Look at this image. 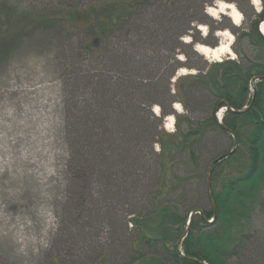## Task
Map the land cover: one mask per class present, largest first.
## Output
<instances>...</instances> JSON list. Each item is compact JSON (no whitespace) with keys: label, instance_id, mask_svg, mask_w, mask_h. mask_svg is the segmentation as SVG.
Masks as SVG:
<instances>
[{"label":"rangeland","instance_id":"1","mask_svg":"<svg viewBox=\"0 0 264 264\" xmlns=\"http://www.w3.org/2000/svg\"><path fill=\"white\" fill-rule=\"evenodd\" d=\"M110 1L0 0V156L16 151L31 154L37 151L33 147L37 144L43 156L34 159L49 164L55 173L48 192L47 222L33 217L35 209L29 215L17 212L15 206L7 210L11 229L21 237H0V264H127L137 252L160 254L163 244L171 247L175 232L178 242L183 241L187 229V221L184 226L177 224L167 214L160 215L161 208L181 218L188 219L190 213L197 218L198 213L211 209L208 191L214 159L233 152L229 162L218 161L215 187L222 179L247 169L245 143L235 145L229 133L208 121L217 97L214 89L197 86L199 77L194 76L205 73L217 61L206 59L194 45L212 48L210 44L226 42V36L217 34L222 30L213 33L212 28L231 26L225 30L231 35L230 49L236 58L225 55L220 62L240 60L235 52L246 61L254 58L244 35L254 14L259 13L251 0H185L190 30L182 36L187 40L181 37L178 41L164 34L184 30L183 24L173 20L166 23L180 7L173 6L172 0H139L140 7L122 18L124 23L113 24L88 54L86 33L76 28L74 21L81 19L84 8ZM218 2L233 4L243 17L241 22L233 24L226 14L209 15L208 9L214 11ZM199 4H204L202 10ZM180 69L187 73L178 75ZM169 74L172 94L174 80L180 78L179 95L174 100L182 111L176 112L179 118L174 131L163 127L164 118L159 123L150 117V113L160 115L151 92L165 85ZM107 78L119 87V97L111 105V123L132 133L130 143L94 137L102 122L92 91L96 80ZM224 111V107L215 110L217 122ZM72 117L83 126L80 147L85 160L80 166L70 144ZM188 120L194 129L205 124L203 132L192 140L194 156L178 150L173 156L168 154L172 158L162 167L154 143L157 132L180 135ZM42 143L47 146L39 145ZM262 166L264 170V159ZM27 195L16 189L11 200L17 203ZM259 196H264V184ZM246 206L232 235L237 238L245 232L251 237L244 240L248 247L244 254L231 259V264L264 262V205L255 201ZM30 222L38 225L23 233L24 224ZM134 222L138 224L134 226ZM214 228L210 226V230ZM143 236L154 238L151 245Z\"/></svg>","mask_w":264,"mask_h":264},{"label":"trees","instance_id":"2","mask_svg":"<svg viewBox=\"0 0 264 264\" xmlns=\"http://www.w3.org/2000/svg\"><path fill=\"white\" fill-rule=\"evenodd\" d=\"M261 1L262 11L254 14L249 29L244 33L252 47L254 58L246 61V59L241 58L240 53L235 52L240 56V60L215 62L205 73L194 76L199 77L197 86L207 90L214 89V95L217 97L215 107L208 119L209 123L222 132L229 133L235 145L240 142L245 143L248 153L247 169L234 177L222 179L215 187L213 182L217 177L215 170L218 161L224 159L229 162L227 159L232 156L233 152H227L214 159L210 166V189L208 191L211 209L197 214V218L191 216L183 241L179 240L178 242V232H175L171 247L163 244V252L151 256L137 252L127 261V264H231L229 262L231 259H237L248 248L244 240L250 238L251 235L240 232L235 238L232 235V229L236 230L238 228L243 210L248 207L247 204L253 205L255 201H260L264 205V196L262 198L259 196L260 187L264 184L262 166L264 159V36L258 30V24L264 21V0ZM171 2L173 6L180 7V12L174 17H169L166 23L173 20L180 23V26L183 24L184 30L177 29L174 33L167 30L168 32H165L164 35L168 36V39L178 41V38H181L190 30L188 23L191 21V15L188 12L189 6L185 3V0H172ZM140 4H142V1L139 0L135 3L129 0H111L107 3L84 8L81 19L74 21V25L86 33L88 44L85 48L86 53L91 54V51L93 52L92 47L98 46L102 35H105L113 24L115 25L117 22L124 23L125 19L122 18L131 16V11L139 8ZM203 6L204 4H199L201 10ZM225 29H231V26L218 25V27L212 28V32L215 33ZM179 45L184 44L179 41ZM210 46L215 47L217 43L210 44ZM187 47H191V42ZM170 76L171 74H169L165 85L156 87L154 92H151V101L159 106L160 115L157 117L150 113V117L159 123L160 119L167 115H173L175 123L179 118L173 110L172 104L175 102L174 97L179 95L177 84L180 78L176 79L175 91L172 94L170 92L171 84L168 83ZM252 79L257 80L250 83ZM116 86L117 83L108 78L94 82L95 89L92 91V97L100 105L96 111L102 122L100 123L102 125L98 126L100 133L98 134L95 130L94 137L98 136L102 141H106L107 138L124 139L129 140L130 143L132 133H128L122 127H114L111 123L110 114L113 111L111 105L115 102V98L119 97V87ZM250 87L253 91L250 90ZM178 102L183 104L180 97ZM245 106H247L246 109H244ZM220 107H224L225 111L219 123L216 121L214 112ZM93 116L95 117L94 114ZM75 119L72 117L70 144L72 153L78 160L76 165L80 166L81 162L85 160V151L80 147L83 144V129L80 130L83 126L82 121L75 122ZM203 125L205 124L202 123L199 129H194L188 120L180 135L176 132L167 133L164 130L157 132V140L154 142L159 149L156 152L157 162L165 167L172 158L168 154L173 156L175 152L177 153L178 150L182 149L187 151L189 157H193L192 140L203 132ZM103 151L107 153V148ZM81 168L83 169V167ZM163 174L166 179L165 173ZM156 190L160 192L158 188ZM159 214H167L166 216L169 219L183 226L187 221V218H181L177 214L171 213L168 208H161ZM210 219L212 221L209 223L208 220ZM137 224V222H134V226ZM210 226H215V228L210 230ZM141 233L147 236L145 230ZM144 238L147 242H150V245L154 240L151 237ZM261 264H264V262Z\"/></svg>","mask_w":264,"mask_h":264},{"label":"bare ground","instance_id":"3","mask_svg":"<svg viewBox=\"0 0 264 264\" xmlns=\"http://www.w3.org/2000/svg\"><path fill=\"white\" fill-rule=\"evenodd\" d=\"M222 5L224 10L220 11ZM232 6L233 4L231 3L218 2L215 5L216 9H214V11L207 12L209 13V15H213L212 12L218 14H226L231 19L233 24L238 25L234 21L236 14H240V12L236 9V7L235 10H233ZM225 33H227V35ZM217 34L226 36L227 41L224 43H219L218 46H216L215 48H210L208 46L198 44L196 45V51L199 54L203 55L206 59H211L219 62L221 59L216 60V55H219L222 58L225 55L232 54V51L230 49L231 43H229L232 38L227 30L219 31L217 32ZM221 47L229 48L230 52L220 53L218 50ZM186 73L187 72L184 69H180L178 75L183 76ZM177 104L178 103H174L173 107L177 112H180V109H177L175 107V105ZM156 110H158L157 107L154 112H156ZM169 123L174 126V118L171 115L164 118L163 127L167 130V125ZM11 144L13 147L16 142L14 141ZM39 145L47 146L44 143ZM36 146L37 144H34L33 147L37 151L31 154L25 155L20 154L18 151H16L13 152L11 155L0 156V237L6 239H17L18 237H21V235L15 234L17 232L11 229V219L7 218V215L9 213L7 210L10 209L12 206H15V208H17V212L19 211L27 215H29L28 213L32 214V212H34L32 210L35 209L36 211L33 217H38L41 220L47 222V220H45L48 218L46 214V208L51 198V196L48 195V192L52 187L51 181L54 179L55 173L51 170V167H48L49 164L41 163V160L39 158V160L34 159L35 157L40 156V158H42L43 156V153L41 152L42 148L38 150ZM26 186H30V189H26ZM16 189H18V191H25L29 195L25 196L21 201L14 203L13 200H11V196L13 191H15ZM31 219L33 220L34 218ZM51 221L52 220H50V222ZM31 225L36 226L38 225V223L30 222L24 224L23 233L27 234L28 230L30 231V229L32 228ZM23 237L27 239V236Z\"/></svg>","mask_w":264,"mask_h":264},{"label":"clouds","instance_id":"4","mask_svg":"<svg viewBox=\"0 0 264 264\" xmlns=\"http://www.w3.org/2000/svg\"><path fill=\"white\" fill-rule=\"evenodd\" d=\"M251 2H252V4L255 6V9H256L257 12L262 11L261 0H251ZM232 8H233V10H235V6H234V5L232 6ZM223 10H224V9H223V5H222L221 8H220V11H223ZM208 11L211 12L212 10H211V9H208ZM212 14H213L214 16L216 15L215 12H213ZM242 18H243V17H242L240 14H236V16H235V21H234V22H235L236 24H239V23H240V20H241ZM261 28H262V30H264V23H262ZM206 34H207V33H206V31H205V35H206ZM225 34L227 35V33H225ZM182 39L187 40L188 38H186V37H182ZM233 39H234V37H233ZM229 43H231V40L229 41ZM218 51H219L220 53H225V52H230V49L227 48V47H221ZM215 58H216V60H220V59H221V57H220L219 55H216ZM231 58H232V59H235V58H236L234 53L231 55ZM181 59H183V57H181ZM175 107H176L177 109H181V106H180L179 104L175 105ZM181 111H182V109H181ZM167 127H168V130H169V131H174V130H175V129L173 128V125H172L171 123H169V124L167 125ZM157 150H159V149H157Z\"/></svg>","mask_w":264,"mask_h":264},{"label":"water","instance_id":"5","mask_svg":"<svg viewBox=\"0 0 264 264\" xmlns=\"http://www.w3.org/2000/svg\"><path fill=\"white\" fill-rule=\"evenodd\" d=\"M261 32V30H259ZM262 33V32H261ZM252 81H254V79H252ZM247 108V107H245ZM232 110V109H231ZM193 213H190L189 217L192 216Z\"/></svg>","mask_w":264,"mask_h":264}]
</instances>
